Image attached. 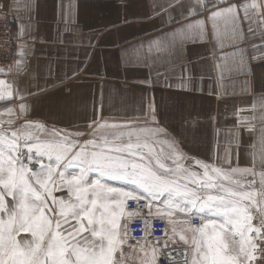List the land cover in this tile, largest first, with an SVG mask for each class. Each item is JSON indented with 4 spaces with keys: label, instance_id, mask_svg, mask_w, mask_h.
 <instances>
[{
    "label": "snow or ice",
    "instance_id": "obj_1",
    "mask_svg": "<svg viewBox=\"0 0 264 264\" xmlns=\"http://www.w3.org/2000/svg\"><path fill=\"white\" fill-rule=\"evenodd\" d=\"M15 2L31 10L26 0ZM226 2L216 0L205 8L207 0H153L149 14L175 27L131 48L144 54L140 62H150V69L161 59H182L189 40L207 38L210 22L213 59L218 61L212 67L221 80L225 71L251 76L252 61L264 64V42L242 47L245 24L249 36L254 38L258 31L264 37V0L218 7ZM58 7L62 18L71 15V3L66 6L61 0ZM177 9L182 22L173 15ZM202 11L208 15L196 18ZM24 36L20 25L17 40ZM4 43L17 46L11 33ZM17 47L16 53L4 54L5 59L18 57L9 75L13 70L27 72L24 57L32 46ZM154 51L166 56L153 57ZM77 71L72 70L73 76ZM48 75L53 76L51 62ZM67 78L65 74L55 79L62 83ZM13 84L18 81L0 79V101L22 100V93L43 95L58 86L45 79L43 85L30 82L14 91ZM242 91L253 92L251 115L234 113L237 124L223 156L219 132L203 157L199 151L192 156L184 152L160 126L154 99L145 98L136 117L112 122L103 117L101 102L91 124L82 126L91 129L87 139L78 129L21 120L27 112L24 103L19 114L5 108L0 114V264H161L162 259L176 264L172 253L180 250L186 253L183 264H264V94L256 95L248 81ZM122 111L126 115L127 110ZM245 133L250 140L244 139ZM62 191L67 195H56ZM205 211L207 216L193 215ZM156 222L164 228L156 229ZM133 224L141 225L140 236L133 235ZM155 231L161 235L153 236Z\"/></svg>",
    "mask_w": 264,
    "mask_h": 264
},
{
    "label": "crops",
    "instance_id": "obj_2",
    "mask_svg": "<svg viewBox=\"0 0 264 264\" xmlns=\"http://www.w3.org/2000/svg\"><path fill=\"white\" fill-rule=\"evenodd\" d=\"M26 2L31 5V10L25 8L23 3L17 5L15 0H0L3 10L15 16L17 31L20 25L25 28V36L17 40V46L20 43L32 46L30 53L24 57L27 72L21 70L17 73L13 70L9 75V66L18 58L14 56L10 64L0 65L5 70L0 79L10 83L18 81V85L13 84L14 91L30 82L43 85L45 79L58 86L49 87L43 95L22 93V100L16 98L10 103L0 101V114L7 107L19 114V105L24 103L27 112L20 117L21 120H38L49 127L69 131L78 129L85 132L82 138L87 139L90 138L87 134L91 129L82 126L91 124L101 102L103 117L112 122L136 117L141 102L145 98L154 99L160 126L180 143L184 152L192 156L199 151L203 157L208 148L216 143L215 133L219 132L217 139L220 142V155L223 156L230 130L237 124L238 117L234 113L243 110L240 116L251 115L253 92L242 91L245 81L249 82L256 95L264 94L262 63L251 62V76L225 71L221 80L219 72L212 67L218 61L213 59L210 22L206 28L207 38L189 40L184 45L182 59H161L150 69V62H140L144 54L134 52L131 46L162 36L175 27V24H162L159 17L149 14L148 5L153 0H64L66 6L71 3L73 8L71 15L63 18L58 7L61 0ZM215 3L216 0H207L205 8ZM238 3H243V0H227L218 7ZM173 15L182 22L179 9ZM207 15V11H202L196 18ZM220 26H224L223 22H220ZM247 27L245 24L242 47L264 42V37L258 31L254 38L249 36ZM253 28H256V24H253ZM232 50L224 49L225 52ZM215 54L218 57L222 55L219 49ZM151 55L166 56L155 51ZM49 62L53 72L51 77L48 75ZM74 69H78L75 76L72 74ZM65 74L68 78L62 83L55 79ZM34 76L35 80L32 79ZM36 91L33 87L32 92ZM122 109L127 110L126 115ZM3 119L7 120L8 116L3 115ZM244 139L250 140L246 133ZM24 153H27V149H24ZM240 165H246L243 150ZM106 182L117 187H134L123 181ZM193 215L207 216L208 213ZM185 255L183 250L173 251L172 258L176 264H183Z\"/></svg>",
    "mask_w": 264,
    "mask_h": 264
},
{
    "label": "built area",
    "instance_id": "obj_3",
    "mask_svg": "<svg viewBox=\"0 0 264 264\" xmlns=\"http://www.w3.org/2000/svg\"><path fill=\"white\" fill-rule=\"evenodd\" d=\"M16 25H17V21H16V18L13 14H11L8 11H4V10L0 11V65L1 66L8 65L14 60V56H11V55L8 56L7 59H5L4 54H5V52L16 53L17 46L9 48L4 42H5V40L8 39V33H11L12 41L15 43V45H17ZM198 216H195V217H198ZM196 222L198 223L199 220L197 219ZM164 226L165 225L163 223H160V222H156L154 224V227L156 229H163ZM140 227H141L140 224H133L132 225V228L135 230L133 232V235L140 236L142 234L140 231H138V229ZM152 235L153 236H159V235H161V232L155 231L152 233ZM161 264H168V262L166 259H162Z\"/></svg>",
    "mask_w": 264,
    "mask_h": 264
},
{
    "label": "rangeland",
    "instance_id": "obj_4",
    "mask_svg": "<svg viewBox=\"0 0 264 264\" xmlns=\"http://www.w3.org/2000/svg\"><path fill=\"white\" fill-rule=\"evenodd\" d=\"M82 139H84V138H82ZM33 155H34V154H33ZM23 158H24L25 162H27L28 153L25 154V153H24V149H23ZM90 176H92V175H90ZM56 195L66 196L67 193H65V194H56Z\"/></svg>",
    "mask_w": 264,
    "mask_h": 264
}]
</instances>
